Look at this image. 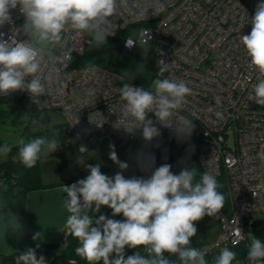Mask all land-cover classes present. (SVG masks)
<instances>
[{
  "label": "clouds",
  "instance_id": "obj_1",
  "mask_svg": "<svg viewBox=\"0 0 264 264\" xmlns=\"http://www.w3.org/2000/svg\"><path fill=\"white\" fill-rule=\"evenodd\" d=\"M152 3L153 15L164 10L160 0ZM122 7L129 11L135 8L133 14L140 18H146L149 13L147 4L142 5L139 0H0V27L13 23L12 10L18 9L25 18L23 26L9 39H4L5 33L0 32V95L27 90L33 102L42 104L39 98L47 95V82L54 74L59 78L60 69L50 67L53 51L63 47L67 40L84 34L91 38V45L104 44L110 35L106 26ZM248 21L251 32L241 35L240 42L249 65L257 73L248 100L264 107V0L256 5L254 16ZM16 32L25 33L29 39L18 40ZM133 44L127 39L126 46ZM46 68L49 72L45 77L42 73ZM169 68V63L160 60L158 77H163ZM118 91L122 110L117 127L129 134L142 130L143 139L150 142L160 135L153 120L148 119L149 113H153L164 126L174 123L178 136L191 135L192 120L180 117V123L175 122L186 98L193 94L184 80L156 78L148 89L124 82ZM215 116L218 120L225 118L221 110ZM75 118L78 123L77 115ZM58 146L55 135L35 137L27 142L21 139L19 160L31 169ZM109 147V158L119 169L127 170L129 165L118 159L115 146ZM11 150L4 144L0 146V155L7 156ZM259 159L264 163V152L259 153ZM137 163L150 175L125 178L121 171L110 177L101 172L100 164L86 165L89 171L86 178L70 186L63 185L62 191L67 194L63 207L69 214L65 227L78 240L76 255L88 264H209L205 251L192 246V238L198 231L195 222L221 213L225 203V195L219 191L222 185L207 171L197 181L195 167L174 174L168 163L154 168L152 156L141 155ZM102 206L110 208L113 216L122 214L124 220L103 214L94 219L90 213H99ZM39 235L36 233L33 239ZM240 239L243 236L238 233L234 247ZM126 246L133 249L143 246L144 254L136 252L125 258ZM164 253L175 256V260H169ZM247 260L248 264H264V243L254 236L247 249ZM234 261L236 253L225 247L212 264ZM15 264H46V259L29 248L15 257Z\"/></svg>",
  "mask_w": 264,
  "mask_h": 264
},
{
  "label": "built area",
  "instance_id": "obj_2",
  "mask_svg": "<svg viewBox=\"0 0 264 264\" xmlns=\"http://www.w3.org/2000/svg\"><path fill=\"white\" fill-rule=\"evenodd\" d=\"M260 2L160 0L164 10L153 15L152 0H139L140 4H147L146 18L134 15L135 8L129 11L122 7L106 26L109 37L119 31L127 32L122 39L125 52L132 51L137 42L152 43L156 47L155 76L158 62L164 60L170 68L158 78L184 80L193 91L175 122L180 123V117L192 120L191 136L199 141L193 154L202 174L207 171L217 181L223 177L229 208L217 216L219 231L214 240L199 247L206 256L233 246L238 233L243 236L239 242L244 241L243 230L257 228V215L264 213V163L259 159V153L264 152V107L248 100L257 73L249 65L240 42L241 35L250 34L248 19L254 16ZM11 14L13 23L0 27L4 39L15 35L25 22L18 9ZM16 38L29 39L23 32H16ZM90 39L84 34L53 51L50 67L60 69L59 78L54 74L47 82V95L39 98L42 104L33 102L27 90L14 93L24 97L33 111L60 113L65 120L63 128L79 140H117L120 145L143 139L142 130L129 134L117 127L122 110L118 88L124 82L142 86L114 69L95 64L73 66ZM127 39L134 44L126 46ZM88 68L95 71H87ZM48 72L46 68L42 75L46 77ZM217 110L224 112L223 120L215 116ZM39 118L35 116L32 122L37 123ZM148 119L158 129L176 133L174 123L164 126L153 113Z\"/></svg>",
  "mask_w": 264,
  "mask_h": 264
},
{
  "label": "crops",
  "instance_id": "obj_3",
  "mask_svg": "<svg viewBox=\"0 0 264 264\" xmlns=\"http://www.w3.org/2000/svg\"><path fill=\"white\" fill-rule=\"evenodd\" d=\"M158 137L156 145L142 146L138 149L139 156L154 157V168L164 163L172 166L177 159L192 151L199 143L193 136L180 137L173 132H162ZM145 172L150 175V172ZM59 177L62 179L57 178L53 181L43 179L46 184H55L52 187L30 190L27 193L23 214L12 210L0 211V264H15V257L29 248L35 249L38 257H45L46 264H76L74 260L59 255L63 250L61 238L66 235L68 230L65 227V222L69 215L63 207V201L67 194L63 193L62 188L63 185L70 186L71 184L68 182L74 180L63 175ZM216 219V217L205 216L195 222L197 228L199 224L202 225L197 231V240L192 244L193 247L199 248L202 244H207L215 238L219 231ZM257 219L259 227L244 229L245 241L229 248L236 253V261L233 264H236L237 261L240 264H248L247 249L251 243V236L264 243V213L258 214ZM205 228H210L212 231L208 239L202 238L207 235L208 230L202 231ZM36 233L40 235L34 240L33 236ZM212 261L213 259H210L209 264H212Z\"/></svg>",
  "mask_w": 264,
  "mask_h": 264
},
{
  "label": "rangeland",
  "instance_id": "obj_4",
  "mask_svg": "<svg viewBox=\"0 0 264 264\" xmlns=\"http://www.w3.org/2000/svg\"><path fill=\"white\" fill-rule=\"evenodd\" d=\"M155 50L156 47L150 42H137L132 51L120 52V64L116 66L115 70L119 72L120 75L122 74L128 79L135 81L143 88H150L152 81L158 78V76H155L157 73V65L155 63ZM47 114L50 120L44 125L34 127L35 124L30 123L32 120H30L28 112L17 98L10 99L6 102H1L0 146L8 144L12 148L14 146H18V142L21 139L27 142L28 140H31L35 137L51 138L53 135H55V138L58 140L59 144L58 149L52 154L49 153L46 158H42L41 160H39L41 175L43 176L42 178L45 181H53L57 178L62 179L61 177H59L62 175L73 179H84L87 177V175H89V171L86 165L100 164L101 172L110 177L114 176L117 172L122 171L121 169H119L118 165L113 163L112 160L111 169L108 168L110 164L104 157L103 152L101 151V147L98 144L94 143L95 139L90 138L86 141L77 140L75 136L71 135L65 128H63L65 120L60 113L56 111H49L47 112ZM42 115L44 116L45 114L42 113ZM43 116H39V121L36 124H38L41 119H43ZM186 137L189 138L192 136L190 135ZM229 142H231V139ZM75 152L78 153L77 158L73 162L64 164L63 158ZM116 153L118 159L124 162L122 154L120 152ZM9 157H11L15 161L20 162L18 151L14 152V154H7V156L0 155V162L7 160ZM122 174L125 176V178L131 177L128 169L123 170ZM104 207L105 206H102L101 210ZM95 214L97 213H90V215ZM106 216L115 220H120L122 218V214L113 216L112 212L107 214ZM216 218L218 219V217ZM201 225L202 224H199L197 228L198 230H200ZM202 231H207V235H204L202 237L204 239H208V237L212 233L210 228L202 229ZM141 248L142 247L140 246L133 249L126 246L125 258H127V256L135 254L136 252H139Z\"/></svg>",
  "mask_w": 264,
  "mask_h": 264
},
{
  "label": "trees",
  "instance_id": "obj_5",
  "mask_svg": "<svg viewBox=\"0 0 264 264\" xmlns=\"http://www.w3.org/2000/svg\"><path fill=\"white\" fill-rule=\"evenodd\" d=\"M127 34L126 31H119L115 36L109 37L107 36V40L104 44L101 45H91L88 41V43L85 45L84 52L82 53L81 57L74 60L73 66H84L89 64H95L98 66H101L103 68L107 69H114L119 62V56L120 52L122 50V42L125 38V35ZM17 98L22 106L26 109L28 112V115L30 117V120H33V118L41 117L43 116L42 113H39V111H33L30 103L28 101L20 96L19 94H11L9 96L0 97V103L6 102L10 99ZM32 110V111H31ZM44 114H47V112H43ZM48 115V114H47ZM34 124L32 121L30 122ZM160 130V128H159ZM164 132L160 130V134ZM160 136V135H159ZM79 140V139H77ZM159 140V137L153 138L152 141L146 142L143 139H135L133 141H124L119 145V142L117 140H107V139H95V144H98L101 147V151L103 152L104 157L108 160L109 169H111V159L109 158V152L111 151L110 145L115 146V151L120 152L124 158V162H127L129 167L128 170L132 176L136 177H144L147 176L145 174V171H142L141 168L138 166L137 160L139 157V148L142 146L147 145H156ZM83 141V140H79ZM18 151V146L12 147V150L8 153L14 154V152ZM78 153H71L69 156L63 158V163H70L73 162L77 158ZM196 168V180L198 181L201 178L202 172L200 165L193 154V151H190L189 153L185 154L184 156L180 157L176 160V162L172 165L171 171L174 174H179V172L184 168ZM41 170L39 167V161H37V164L35 167L29 169L26 168L21 162L13 160L11 157H9L7 160L0 162V197L2 200V207L0 208V211L2 210H12L14 212L23 214L25 209V201H26V195L30 190H36V189H42L45 187L53 186L55 184H46L43 181V178H41ZM82 179V178H81ZM80 179H74L70 180L68 183L73 184L79 181ZM223 177H221L218 180V183L222 185V187L219 189L224 195H225V203L221 210V212H227L229 210L228 201H227V192L225 189V186L223 184ZM112 210L105 206L100 210L99 213L93 215L94 219H97L99 215H107L111 213ZM124 217L120 219V221H123ZM62 239V245L63 250L59 253V255L63 258L72 259L75 261L76 264H88V262L75 253V249L78 246V240L73 237L70 233L65 235ZM197 235L192 238V244L196 242ZM141 250L139 251L141 254L143 253V246H141ZM230 248V247H229ZM228 248V249H229ZM221 251L212 252L210 255L205 256V259L210 261V259H213L217 255H219ZM164 256L168 258L169 260H175V256L170 255L168 253H164ZM113 258H115V254H113Z\"/></svg>",
  "mask_w": 264,
  "mask_h": 264
},
{
  "label": "water",
  "instance_id": "obj_6",
  "mask_svg": "<svg viewBox=\"0 0 264 264\" xmlns=\"http://www.w3.org/2000/svg\"><path fill=\"white\" fill-rule=\"evenodd\" d=\"M49 120H50V119H49L48 115L45 114V115L43 116V119H41V121H40L38 124H35L34 127H37V126H39V125H44V124L47 123Z\"/></svg>",
  "mask_w": 264,
  "mask_h": 264
}]
</instances>
